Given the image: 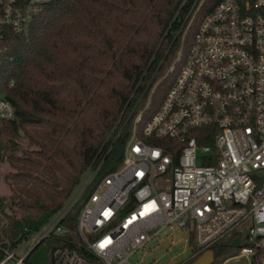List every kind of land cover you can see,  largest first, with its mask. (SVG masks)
I'll return each mask as SVG.
<instances>
[{
	"label": "built area",
	"instance_id": "built-area-1",
	"mask_svg": "<svg viewBox=\"0 0 264 264\" xmlns=\"http://www.w3.org/2000/svg\"><path fill=\"white\" fill-rule=\"evenodd\" d=\"M51 1L0 0V81L14 58V39L30 35ZM204 1L193 6L169 72L182 60ZM155 88L134 120L123 164L105 175L103 161L91 165L39 230L15 250L0 245V264H28L39 241L66 236L64 221L79 203L77 230L95 259L64 241L53 250V264H133L131 257L166 228H189L183 240L194 236V258L244 230L240 254L264 264V0H222L206 15L177 78L140 132ZM15 116L12 102L0 97V128Z\"/></svg>",
	"mask_w": 264,
	"mask_h": 264
},
{
	"label": "trees",
	"instance_id": "trees-1",
	"mask_svg": "<svg viewBox=\"0 0 264 264\" xmlns=\"http://www.w3.org/2000/svg\"><path fill=\"white\" fill-rule=\"evenodd\" d=\"M197 1L52 0L30 35L14 39V58L4 65L0 81V97L16 110L0 128V159L8 158L15 170L10 201L1 210L2 247L15 250L39 230L91 165L103 161L100 175H105L123 164L138 112L156 86L141 132L177 78L200 23L222 0L204 1L186 35L182 60L169 72ZM24 138L35 148L17 156V150L24 153ZM75 208L64 221L69 233L55 237L95 259L79 236L80 207ZM45 240L26 257L28 264ZM244 246L215 244L213 264H224ZM4 257L0 249V262Z\"/></svg>",
	"mask_w": 264,
	"mask_h": 264
},
{
	"label": "rangeland",
	"instance_id": "rangeland-1",
	"mask_svg": "<svg viewBox=\"0 0 264 264\" xmlns=\"http://www.w3.org/2000/svg\"><path fill=\"white\" fill-rule=\"evenodd\" d=\"M1 141L5 143L7 137L3 136ZM20 145L24 149V153L17 150L15 152V155L17 156L29 153L35 148L27 138H24ZM14 171L15 170L10 165L9 159L2 156L0 159V218L4 217L1 210L10 201L11 187L9 181ZM80 206L81 203L76 206L75 210ZM187 232L189 235V228H175L174 230L166 228L162 231L160 236L151 240L145 249L135 253L131 257L130 262L133 264H192L197 259V257H193L196 252V244L194 242L192 243V246L190 243L183 240L187 235ZM246 236V231L242 230L241 233H233V235L225 236L218 243L234 244L236 246L246 245ZM64 241L65 240L55 236H50L32 252L28 259L29 264H53V250L58 246H63ZM27 250L28 246L20 249L17 252V257L25 255ZM15 262L16 259H12L6 264H15ZM224 264H251V258L238 254L237 256L228 259Z\"/></svg>",
	"mask_w": 264,
	"mask_h": 264
},
{
	"label": "water",
	"instance_id": "water-1",
	"mask_svg": "<svg viewBox=\"0 0 264 264\" xmlns=\"http://www.w3.org/2000/svg\"><path fill=\"white\" fill-rule=\"evenodd\" d=\"M39 241L35 247L40 243ZM215 261V253L213 250H207L202 253L192 264H213Z\"/></svg>",
	"mask_w": 264,
	"mask_h": 264
}]
</instances>
